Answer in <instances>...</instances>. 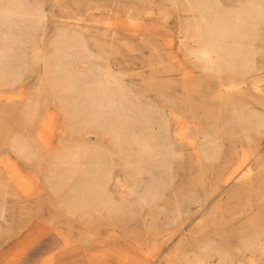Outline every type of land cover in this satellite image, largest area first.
Masks as SVG:
<instances>
[{"label": "rangeland", "instance_id": "1", "mask_svg": "<svg viewBox=\"0 0 264 264\" xmlns=\"http://www.w3.org/2000/svg\"><path fill=\"white\" fill-rule=\"evenodd\" d=\"M23 1L45 17L22 25L31 27L23 67L0 70V264H264V126L235 117L264 112V26L250 70L241 57L203 70L191 54L204 13L247 0L209 9L194 0ZM73 31L135 100L170 117L171 170L144 202L136 190L163 160L140 152L136 104L126 127L81 108L85 86L67 87L56 45ZM14 42L4 35L0 47ZM92 160L107 176L109 205L79 196Z\"/></svg>", "mask_w": 264, "mask_h": 264}, {"label": "bare ground", "instance_id": "2", "mask_svg": "<svg viewBox=\"0 0 264 264\" xmlns=\"http://www.w3.org/2000/svg\"><path fill=\"white\" fill-rule=\"evenodd\" d=\"M194 1L208 9L215 4V0ZM46 3L48 4L47 1ZM204 14L201 25L199 28L196 27L195 33L190 36L199 43V49L192 51L191 54L201 68L216 71L220 68L222 61H228L227 65L233 68L236 66L237 58L241 57V67L247 70L252 69L254 54L257 52L254 41L259 26H264V0H247L236 8H218ZM44 17L41 10L33 14L31 6L23 0L0 4V38L7 35L15 40L13 45L0 47L1 71L12 69L13 63L18 68L23 67L27 56L26 47L29 46V43L23 39H28L25 31L31 27L22 25L32 20L40 21ZM56 45L63 62L66 85L72 87L78 80L83 81L85 88L80 96L81 108L85 111L89 110L88 114L94 121L126 127L127 112L130 106L136 104L137 123L142 125L140 132H136V143L140 152L145 153L152 160H163L160 171L148 174L143 186L136 190V200L144 202L155 197L156 183H159L163 175L171 170L168 157L172 152L164 140L170 132V117L159 109L143 105L137 93L135 100L133 93L121 77L98 63L97 60H90L91 58L100 59V56L87 47L76 31L59 34ZM77 62L82 65L78 67ZM83 73H85L84 77ZM259 81L258 77H254L249 82L251 92L254 90L257 94L260 88ZM232 86H234L233 83ZM228 87L230 88L231 85ZM242 109L244 110L237 112L235 117L241 118L246 128L260 129L264 126L262 110L250 107ZM150 137L154 139V142L150 141ZM19 151L29 154V149L24 144L19 146ZM200 151L201 156L206 159L212 158L215 154V148H203ZM101 165L102 163L97 160L89 163L87 181L80 186L78 192L80 197L109 205L112 199L107 190V176L100 175L98 171ZM218 260L217 264H227L222 256H219Z\"/></svg>", "mask_w": 264, "mask_h": 264}]
</instances>
